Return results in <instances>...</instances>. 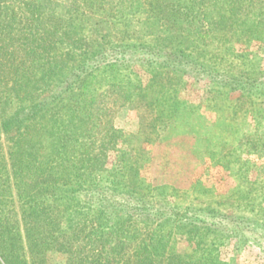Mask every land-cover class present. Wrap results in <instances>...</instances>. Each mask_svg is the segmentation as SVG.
Returning <instances> with one entry per match:
<instances>
[{"label":"rangeland","instance_id":"obj_1","mask_svg":"<svg viewBox=\"0 0 264 264\" xmlns=\"http://www.w3.org/2000/svg\"><path fill=\"white\" fill-rule=\"evenodd\" d=\"M22 1L0 0L13 10L19 3L22 10ZM39 3L43 17L56 18V39L62 40L52 53L57 74L45 82L56 80L61 96L27 129L29 138L19 134L22 129L0 133V224L19 220L18 233L23 234L22 217L31 206L41 208L46 213L40 212L46 219L37 223L41 235L52 231L65 244L53 248L42 241L29 246L23 239L19 245L16 233L7 235L20 262L26 258L28 264H77L82 256L88 264L87 238L76 243L75 227L86 224L81 237L88 236V216L97 224L105 203V220L98 229L103 227L111 240L104 241L108 251L125 236L113 231L115 211L123 213V207L151 199L166 212L151 223H132L138 229L134 249L167 221L158 237L165 235L166 256H183L188 264H264V0ZM20 10H15L19 16ZM106 46L119 51L121 63L110 65L101 57L87 72H77L81 76L72 79V89L62 92L71 81L66 78L88 63L94 50ZM141 48L182 52L213 75L238 77L250 86L232 89L217 82L219 76L196 78L138 62L133 55ZM50 93V88L42 89L40 97ZM2 108L0 103V121L9 114ZM51 117L71 129L64 140L55 131L50 134ZM82 139L98 159L105 157L97 169H81ZM101 146L108 147L105 156ZM88 175L113 188L103 204L97 199L89 203L80 191L66 192ZM116 180L118 184L112 182ZM132 184L137 185L131 193ZM208 209L234 220L221 226L187 224ZM243 217L249 218L250 229L244 227L248 221L240 222ZM81 242L83 253L67 251L68 245L78 249ZM129 251L121 260L135 263L140 254Z\"/></svg>","mask_w":264,"mask_h":264},{"label":"trees","instance_id":"obj_2","mask_svg":"<svg viewBox=\"0 0 264 264\" xmlns=\"http://www.w3.org/2000/svg\"><path fill=\"white\" fill-rule=\"evenodd\" d=\"M41 1L42 0H40V2ZM22 2H24L22 4L24 8L20 10V3L18 4V8H16L24 13H21L20 16L16 13V9L13 10L10 7H4L0 2V103L3 104L4 108L2 109L5 110V108H7L9 110L8 116L0 121V133L22 129L19 130V134L24 137L25 135L28 136L27 129H31L34 121L37 120L38 117L45 116V112L49 110L50 105L56 102V97L61 96L56 93V89H60V86L56 85V80H52L51 83H48L49 85L45 82L50 78V76L57 74V71L55 70V64L57 63L52 53L55 50V44L57 45L58 43H61L60 41L62 40L56 39V36H60V32L56 27V18L55 20L48 19L40 14L42 10L41 7L43 5L42 3H39V0H24ZM4 11L8 12V14ZM228 11L231 13V9H228ZM9 14H11V17H9ZM49 20H51L50 23ZM118 54L119 51L116 50L115 47L106 46L101 47L99 50H94L91 57H89L88 63L75 69V71H73V73L66 78V80L70 81L71 79V81L68 82L64 88H61V91L64 92L66 89H72V79L81 76L78 74L79 72H87L91 69L92 65L96 66L102 58L103 60H107L110 65L120 64L123 59ZM133 56V58H135L134 60H137L138 62H146L148 64L170 67L174 71L182 74H189L196 78H199L204 74L213 75L212 72L208 70L209 68L207 66L199 64L195 65V63L193 64L184 53L178 51L154 52L141 48L138 52H135ZM214 75V78L219 76V78L217 77V82L224 86L231 87L232 89L241 88L245 91L250 86L248 81L245 82L243 79L238 77L227 75V77H225V75L218 73ZM47 88H50V92L52 93L47 95L46 98L40 97V90ZM51 122L52 126L49 131L50 134L56 133L58 138L64 140L68 136L66 131L68 130L69 132L71 129H67L64 126L65 124H63V121L58 117H51ZM36 131H38V129H36ZM80 143L83 145L84 149H82L83 151L80 153V156L78 155V160L81 163V169L85 168L87 165H90L88 167L91 169H97L98 163L102 164L105 162V157H103V159H98V156L96 157V155L92 153V150L90 149L91 145H88V143H86L83 139ZM107 149V146H101L100 150H103V152L100 151L101 154L105 156L106 153L104 150L106 151ZM91 176L92 175H88V179L84 177V181L78 179L76 183V185H78H72L73 188L66 192L71 191L77 193L80 191L84 194V196L86 195L89 197V203H91L94 199H97L101 202V204H103L102 202L105 199H108L107 193L111 186L105 184L99 185L93 181ZM112 182L118 184L119 180ZM133 185L134 184L130 186ZM136 185L130 188L131 193L135 190ZM131 195L137 201H141V198H139L138 195ZM70 196L71 195L68 193L65 197L69 198ZM19 198L22 199L21 196H19ZM105 205L106 204L104 203L102 205V210L98 212L99 216L96 219L98 220L97 224H94V221H92L93 219L88 216V222L91 220L88 236L81 237V234L86 229V224H83L80 227H75L76 230L74 232V238L76 243L77 241H83L87 238L88 250H86V252L88 251V264H171L173 260L177 261L175 264H188V261L185 260L183 256H166L164 253L167 242H164L163 240L165 235H162L160 238L158 237L161 233L160 229L165 226L164 223H167V221L163 224H159L158 228L160 229L153 231L152 235H149L148 239L140 241L135 249L132 247V245L137 241L136 237L138 235L137 226H132V223L137 224L139 220L151 223V221L154 222L156 219L161 218L164 215V212H166L163 207L157 208V202L151 199L142 200L139 203L136 202L130 207H123V213L121 210L115 211L116 213H114V216H117V219L113 231H116V236L120 234V231L124 232L125 236L124 241L109 245V250L107 251L104 247V241L110 243L111 240L106 239L107 234L105 230H103V227L101 229L99 228L100 230L98 229V226H100L105 220ZM170 211H172V209H170ZM40 212H42L43 215L45 213L43 209H34V207L31 206L29 208V212L26 213L28 215L22 217L24 220V224H22L24 227L23 234L20 233V231L18 233L19 226L21 225V222H18V219V221H16V219L14 221L13 219L15 223L10 224L6 222L4 225L0 224L2 227L0 228V264H28L25 260L26 258L20 262V259H18V257L13 253V242H7L9 239L6 237L7 235L10 237V234L16 233V242L19 243L24 239L25 241H28L29 246H37L38 243H41L42 241L46 242V246H51L53 248L57 245L62 246L65 244L60 242V234H56L51 231L45 234L44 237L41 235L42 232L39 230L40 226L37 223L38 220L40 221V219H42L44 221L46 218L43 216V218H40L42 214ZM203 213L204 215L201 219L195 216L194 220H197L198 222L191 219L192 221H189L187 224L197 226L196 223L200 222V224H202L209 222L211 224H219V226H221L222 224H227V222L234 220V217L230 218L228 215L214 209H208ZM168 216H164L163 219L170 218ZM31 217L33 218L32 220ZM16 218H18V216ZM126 218L127 221H130V223H123L126 221ZM33 220L34 222L32 224L27 223ZM242 221H248L249 223L244 227L250 229L249 218L243 217L240 222ZM51 222L52 221L49 220V223ZM205 224L208 225V223ZM182 226L184 225H179L178 228H182ZM13 227L15 228L14 231L12 230ZM95 243L98 245L96 244L94 246ZM81 244L82 242L78 246V249L73 246L74 244H70L68 245L67 251H72L73 254H77V251L78 254H80L81 251L83 253L85 248L82 247ZM131 247L133 249H131ZM61 248L57 250L60 251ZM196 249L202 251L203 247L197 243ZM129 250L140 254L136 258L135 263H127V260L122 262L123 259L121 260V258L124 257V255H122L124 251L126 254L130 252ZM86 258L87 257L82 258L81 256L78 259L77 264H87L85 261Z\"/></svg>","mask_w":264,"mask_h":264}]
</instances>
